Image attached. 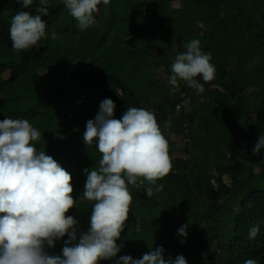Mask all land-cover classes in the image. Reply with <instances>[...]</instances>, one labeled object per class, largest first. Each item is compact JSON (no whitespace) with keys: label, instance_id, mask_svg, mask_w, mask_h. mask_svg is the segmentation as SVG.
Returning a JSON list of instances; mask_svg holds the SVG:
<instances>
[{"label":"trees","instance_id":"trees-1","mask_svg":"<svg viewBox=\"0 0 264 264\" xmlns=\"http://www.w3.org/2000/svg\"><path fill=\"white\" fill-rule=\"evenodd\" d=\"M111 1L107 5L101 3L97 11L99 16L94 17L95 23L86 30L81 31L78 28L77 21L69 14L63 0H49L48 15L42 17L46 22L47 29L56 16L60 18L66 28L64 32L57 34L56 39L51 37L48 38L49 41L41 39L37 45L23 52L14 51L9 38L0 36V121L5 118L26 119L34 128L40 131V138L32 143L37 150H44L47 155L53 157L61 167L71 174V184L74 189L72 196L79 197L80 202L75 203V207L70 209L66 215H72L77 219L82 224V228L89 225L92 208V203L85 201L83 198L86 181L84 170L98 168L101 159V154L98 152L95 143L86 146L83 141L86 122L95 118L100 103L108 98L116 105L114 110L115 119H120L127 108H145L155 113L159 128L163 132L166 114L165 101L158 104L157 98L158 96L161 99L171 96V94L166 96L156 94L153 100H144L136 96L128 84L122 80V77L115 73L121 66L114 62L112 59L113 54L122 59L127 58V61H129L127 65L133 68L136 55L139 52L145 54L140 51L138 41L141 44L144 40L152 37L136 34L131 30L132 28H127L130 18L133 17L131 12L127 21L116 20L117 28L115 32H112L114 22L107 15L111 13ZM134 1L118 0V3H125L127 8L129 4H134ZM211 1L215 2L216 6L214 8L217 13L213 20L215 27L211 31L216 39L221 41V45L217 46L216 49L218 59L214 63L211 62L215 66V76L208 83H204L202 78L197 77L204 86L203 93L198 94L195 89L187 85L185 88L189 90L193 97L199 95L205 98L207 103H212V99L227 101L228 112L235 110L236 107H250L254 103L256 106H264V91L261 93L264 89V0ZM216 1H219L220 5ZM141 4L145 10L139 14L146 17L140 19L143 22H148L150 17L147 16L154 17L157 14L159 0H144ZM0 5L3 9H10L7 16L9 19L17 12L22 11L20 7H13L12 0H0ZM103 7L107 10L105 14L100 12ZM163 10L172 16L179 14L178 4L172 1L163 7ZM114 11L119 12L117 9ZM134 11H136L135 8ZM31 13L36 14L35 10ZM150 21L154 23L156 28L155 21L157 20ZM74 22L75 26H73ZM229 23L234 25V29H228ZM153 35L157 38L156 32ZM172 38L179 41L183 40L185 43L189 42L183 39L181 34ZM109 42L111 45L108 44ZM104 45H109L112 48L111 58L106 67L101 62L94 68V64L90 61L95 59L97 52L102 50L101 47ZM163 48L164 46L159 44L149 55L152 56L162 52ZM65 49L69 51L67 56L60 53L61 50ZM47 50H50V55H47ZM225 52L228 55H225ZM48 57L51 59H67L65 65L55 70V83L52 86L37 85L34 100L26 98L27 95L19 94L17 91L20 90L18 82L23 77L36 82L39 76L35 69L39 67L46 69L52 66L51 59H48ZM152 60H149L150 65L153 64ZM89 64L91 68H88ZM79 68H82L81 72ZM88 79L89 82L87 83ZM258 92L263 97L254 99ZM79 93L81 94L79 95ZM59 100L66 111L76 108V101H86L84 107L79 105L82 107V110L79 109L81 116L72 121L70 128L67 129L64 126V138H57L54 134L56 116L53 110L57 108L56 105ZM194 103L195 101L186 108L192 115L197 112ZM191 110H194V112L191 113ZM258 111L259 109H257ZM175 126L170 124L171 131L167 135L176 141L174 151L176 159L179 160L178 153L183 144L180 143V133L172 132ZM249 141H253V138L250 137ZM182 159L190 161V156L187 158L182 156L179 160L180 166L183 163ZM173 161H175L174 158L171 159V162ZM237 167H240V164L228 165L220 169L231 173V170ZM172 168L170 172L174 173L176 169ZM186 172L183 176L173 175V181H176L179 186L177 192L184 195L183 200L180 201V214L183 215L181 216L182 221L177 222L175 229L170 231L169 238H160L157 234L159 227L149 223L147 217L144 216L133 224L134 237L124 239V246L122 245L124 253L120 250L113 260H102L99 264H116V260L125 254L133 259H139L142 258L143 254L154 250L156 247H162L167 255L172 250L182 252L191 250L193 243L187 240V237L191 234V231H195L193 225L196 226V229L202 231V239L199 240V255L204 260L203 264H244L247 259H256L259 264H264V189H255L246 194L240 201L234 215L231 235L227 240H224L225 245L220 248L219 244L222 241L218 240L219 233L216 231V226L193 216L202 208L210 212L211 209L217 206L218 202L216 198H212L208 205L204 206L202 202L206 196L198 194L201 198V205L199 206V201L196 200V203L194 202L195 206L193 205L190 209H187L185 205L188 203V199L185 196V190L195 189L197 183L192 181L189 171ZM161 181L163 179L158 180L159 183ZM138 184H140L139 180L136 185L131 186H142H138ZM144 186L149 185L144 182ZM199 187L202 188L201 185ZM128 188H130V185H128ZM212 190L217 192V189ZM129 191L131 193L132 189ZM189 198L192 201V196ZM186 210H188L187 213H185ZM81 211L86 214L79 218L76 217ZM257 224L260 227L259 234L255 239H249V230ZM126 225L130 227V224ZM183 225H187L186 237L178 235V229ZM212 229H214L212 236L203 237V235H208L206 233L212 231ZM83 230L87 231V229ZM79 232L83 231L78 229V234ZM67 239L68 237L65 236L61 240L55 241L54 247L48 249L49 253L61 255L64 241ZM182 240L184 243H181ZM117 244H121V242L117 241ZM164 259L167 260L168 257L164 256Z\"/></svg>","mask_w":264,"mask_h":264},{"label":"clouds","instance_id":"clouds-1","mask_svg":"<svg viewBox=\"0 0 264 264\" xmlns=\"http://www.w3.org/2000/svg\"><path fill=\"white\" fill-rule=\"evenodd\" d=\"M21 2V0H17ZM110 0H63L69 14L81 31L95 23L98 6ZM33 0H22L29 8ZM49 0H39L36 14L17 12L10 21L9 36L16 52L29 50L46 37ZM52 39L57 38L55 31ZM183 53L175 56L168 83L170 94L179 82L204 92V83L214 79L215 66L211 54L204 53L198 39L185 43ZM116 105L104 99L94 119L86 122L83 141L86 146L95 143L101 154L98 168L85 169L83 198L92 203L87 231L79 232V222L66 215L75 207L76 199L71 174L44 150H37L33 141L41 133L26 119L5 118L0 121V264H99L113 260L122 244H117L125 228L132 195L128 185L137 181L149 185L145 195L163 190L157 181L166 177L172 162L168 140L162 134L155 113L145 108L130 107L120 119L114 118ZM264 149V135H260L252 154ZM260 232L257 224L249 230L248 238L255 239ZM178 235L187 236V225L178 229ZM64 241L62 254H50L55 241ZM181 243H184L182 240ZM164 249L156 247L142 258L120 256L116 264H187L184 256L164 259ZM244 264H259L247 259Z\"/></svg>","mask_w":264,"mask_h":264},{"label":"rangeland","instance_id":"rangeland-1","mask_svg":"<svg viewBox=\"0 0 264 264\" xmlns=\"http://www.w3.org/2000/svg\"><path fill=\"white\" fill-rule=\"evenodd\" d=\"M143 1L144 0H135L134 4H129L126 8L125 3L119 4L118 0H112L110 3L111 13L107 15L109 19L114 22L112 32H115L117 28L116 20L127 21L128 15L131 12L133 17L130 18L127 28H132L131 30L136 34L152 37L151 39L144 40L141 44L140 41H138L140 51H143L146 55L148 54V58L145 54L139 52L134 60L133 68L127 65L129 62L127 58L122 59L113 54L112 59L117 65L121 66L115 73L122 77V80L128 84L136 96L144 100H153L156 94H160L161 96L170 94L172 86L169 85L168 80L171 75V65L175 56L185 50V42L183 40L179 41L178 39L174 40L172 37L181 34L183 39L188 41L198 39L200 41L201 50L204 53H211L210 62L213 63L218 59V52L216 49L217 46L221 45V41L217 40L211 31L215 27L213 20L217 16L214 8L216 6L214 1L159 0L158 12L154 17L147 16L150 17L148 22H143V20L140 19L146 17L139 14L145 10L141 4ZM170 1L178 4L179 14L177 13L172 16L164 12L163 7L167 6ZM38 3L39 0H33V4L29 8H23L22 0L21 2L12 0L13 7H20L23 11H29L30 13L36 9ZM216 3L220 5L219 1H216ZM134 8L136 11H134ZM105 9V7L101 9V14L107 13ZM115 9L119 12L114 11ZM9 11L10 9H3L0 5V36L7 37L10 40L9 27L11 19L7 17ZM97 15V12L94 13V17ZM153 19L157 20L155 21L156 28L154 23L150 21ZM73 26H75V22ZM65 28L60 18L57 16L54 17L51 25L46 31V37L42 38V40H48L53 31H55L56 34L64 32ZM228 29H234V25L229 23ZM154 32H156L157 38L153 35ZM108 44L111 45L110 42ZM159 44L164 46L162 52L150 56L149 53L154 51ZM109 45L102 46V50L97 52L95 59L90 61L94 64V68L101 62L105 64V67L107 66L112 53V48H110ZM60 53L66 56L69 55L67 49L61 50ZM224 54L228 55L227 52ZM47 55H50V50H47ZM48 59L51 58L48 57ZM148 59H153V64L150 65ZM66 60L67 59L63 58L51 59V67L49 66L46 69L42 67L36 68L35 72L38 73L39 76L37 81L34 82L23 77V79L18 82V86L21 90H17L18 93L27 95L26 98L34 100L36 98L37 85L52 86L55 83V70L65 65ZM90 66L89 64L88 68H91ZM81 69L82 68H79L80 72ZM88 82L89 79L87 80V83ZM181 84L182 81L179 82V87ZM185 86L186 84L184 83L183 87ZM178 88H176V90ZM263 91L264 89H262L261 93ZM261 93L258 92V95H256L254 99H261L263 97L260 95ZM80 94L81 93H79V95ZM161 101V97L158 96L157 103L160 104ZM85 104L86 101H76V108H73L71 111H66L61 101H58L56 105L57 108L53 110L56 116L54 134L57 138L65 137V134L63 135L64 126L67 129L72 126V121L76 120V117L81 116V111L79 109L82 110ZM164 108L166 112L171 109L168 107ZM202 108L204 110V115L202 118L194 119L192 123V129L196 130L199 125L202 129L200 130V134L194 133L191 145L193 153L190 161L182 159L183 163L181 166L179 160L176 159L174 151L176 141L167 135L171 131L170 123H166L164 120L165 126L162 134L164 133V137L168 140L170 157L171 159H175V161L172 162V167H174L176 171H174V173L170 172L163 178L161 183L157 181V186L163 184L164 187L162 191L154 192L152 197H147L145 195V188L148 186H144V183L138 184V186L142 185L139 187L130 185L129 190L132 189V202L128 220L126 221V224H130V227L125 224L120 239L117 240L121 242L123 246L124 239L134 237L135 235L132 228L133 224L144 216L147 217L149 223L159 227V231L157 232L158 236L160 238L167 237V239L169 238L170 231L175 229L176 223L182 221L181 216L183 214H180V201L183 200L184 195L177 192L179 186L176 181H173V175L183 176L187 173L186 171H189L192 181L197 183L195 189H190L192 191L185 190V196L188 199V203L185 205L187 209H190L194 205V202L196 203V200L199 201L198 205H201V198L199 195L206 196L202 202L204 206H207L212 198H216L218 204L215 208L211 209L210 212L202 208L194 213L193 216L199 217L201 220L216 226V231L219 233L218 240L222 241L219 244L220 248L225 245L224 240H227L231 235L234 215L240 201L246 194L255 189H264V149H261L259 155L252 154V149L259 136L264 135V106H256L254 103L250 105V107H236L235 110L226 113L225 116L218 114L217 107L207 102H203ZM257 109H259L258 112ZM172 132L175 133V129H173ZM250 137L253 138V141H249ZM235 164H240V167L231 170V173L220 169ZM200 185L202 188L199 187ZM212 189H217V192ZM196 194L197 196H195ZM190 196H192V201H190ZM73 198L76 199V203L80 202L79 197L73 196ZM187 212L188 210L185 211V213ZM85 214V212L81 211L76 217L79 218ZM88 226L89 225H86L85 228H82V224L79 223V231L84 232L83 229H88ZM193 229L195 231H191V234L187 237V240L193 243V248L191 250L184 252L172 250L169 255L164 252L163 255L173 260L177 256L182 255L185 257L188 264H203L204 260L199 255V240L202 239V231L201 229H196L195 225H193ZM142 231H144V229H142ZM213 232L214 229L208 231L206 233L208 235H203V237L212 236ZM123 246L121 250L124 253Z\"/></svg>","mask_w":264,"mask_h":264},{"label":"crops","instance_id":"crops-1","mask_svg":"<svg viewBox=\"0 0 264 264\" xmlns=\"http://www.w3.org/2000/svg\"><path fill=\"white\" fill-rule=\"evenodd\" d=\"M166 68H167V65H166ZM184 83L185 82L182 81V84L180 85V87L177 90H175L171 94V96H169L168 98H162V101H165L164 107H168V108H171L172 109V106L174 105V103L178 99L179 95L181 94L182 89L185 88V87H183L184 86ZM194 101H195L194 104H195V108L197 109V112L194 115L190 114V112H188V111L186 113V118L190 121V132L192 134L190 146L192 145V139H193L194 133L200 134V130L202 129V127L200 125L198 126V128L196 130L195 129H192V123H193V120L194 119H196V118H198V119L199 118H202V116L204 115V110L202 108V104H203V102H205V98H203V97H201L199 95L198 96H195V97L192 96L191 104ZM211 101H212V103H209V104L210 105H213L214 107H217L218 114H220L222 116H225V114L228 113V109H227L228 102L227 101H220L218 99H212ZM192 112H194V110H191V113ZM165 122H166V120H165ZM166 123H170L172 125H176L174 129H175V131H176L177 134L180 133V143L183 144L182 143V137H183V134L182 133H183V129L181 127L182 119L175 118L172 121L166 122ZM181 130H182V132H181ZM181 135H182V137H181ZM182 149L183 150L185 149L184 145L181 146L180 151L178 153L179 160H180V158H181V156L183 154ZM188 152H189V154H190L189 156L191 158L192 153H193V149L190 148V150H188Z\"/></svg>","mask_w":264,"mask_h":264},{"label":"built area","instance_id":"built-area-1","mask_svg":"<svg viewBox=\"0 0 264 264\" xmlns=\"http://www.w3.org/2000/svg\"><path fill=\"white\" fill-rule=\"evenodd\" d=\"M192 101V94L189 92L187 88L182 89L181 94L178 99L172 106V109L165 114L166 122H170L175 118L182 119L181 127L183 129V137L182 143L185 147L183 150L182 156L189 157V152L191 146V132H190V121L186 118L187 107L190 105ZM181 156V157H182Z\"/></svg>","mask_w":264,"mask_h":264}]
</instances>
